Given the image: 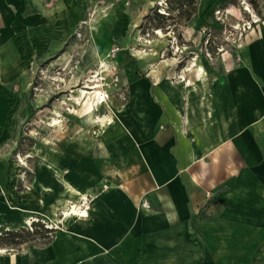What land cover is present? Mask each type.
Instances as JSON below:
<instances>
[{
  "label": "crops",
  "instance_id": "obj_1",
  "mask_svg": "<svg viewBox=\"0 0 264 264\" xmlns=\"http://www.w3.org/2000/svg\"><path fill=\"white\" fill-rule=\"evenodd\" d=\"M222 1L200 0L192 21ZM38 3L0 0V22L42 15ZM2 24L0 38L11 37ZM12 52L0 45V228L35 218L50 236L0 246V264H264V21L182 79L173 67L140 76L130 65L110 122L93 124L101 99L82 118L87 130L29 147L27 184L8 151L21 101L6 74Z\"/></svg>",
  "mask_w": 264,
  "mask_h": 264
},
{
  "label": "rangeland",
  "instance_id": "obj_2",
  "mask_svg": "<svg viewBox=\"0 0 264 264\" xmlns=\"http://www.w3.org/2000/svg\"><path fill=\"white\" fill-rule=\"evenodd\" d=\"M208 1L204 4L202 0V5ZM39 2L44 18L35 11L28 18L14 15L0 22L12 30L11 37L0 38V45L11 44L16 62L6 72L12 76L9 87L21 99L8 142L13 148L8 151L20 167L23 184L33 173L28 151L32 144L58 132L89 128L86 126L92 121L86 123L83 119L94 109L95 88L102 91L104 103L95 108L96 114L92 112L93 124H106L110 122L113 100L121 102L127 96L123 80H127L130 65L137 67L140 76L148 75L155 64L163 69L173 67L177 78L182 79V69H198L197 64L203 61L212 63L220 53L238 46L256 23L264 21V0L216 2L202 23L192 21L199 12L200 0ZM98 37L108 40L100 42V46H106L104 52L95 54ZM151 56L155 57L150 62ZM22 57L28 60L27 67L19 66ZM94 75L97 80H89ZM83 88L90 91L84 98ZM101 117L104 122L98 121ZM54 119L61 120V124H53ZM20 228L16 235L0 228V246L16 248L25 241H46L50 236L35 218Z\"/></svg>",
  "mask_w": 264,
  "mask_h": 264
},
{
  "label": "bare ground",
  "instance_id": "obj_3",
  "mask_svg": "<svg viewBox=\"0 0 264 264\" xmlns=\"http://www.w3.org/2000/svg\"><path fill=\"white\" fill-rule=\"evenodd\" d=\"M103 64V63H102ZM101 66V65H100ZM199 69L202 71V72H204V67L202 66V65H199ZM94 77V79H89V80H97V79H95V77H97L96 75H94L93 76ZM98 86V84H96V85H94V86H92V87H97ZM91 87V86H90ZM88 92L90 93V91H88V90H86V89H82V96H83V98L86 96V94H88ZM93 93H94V95H93V98L95 99V103H93V105L94 106H97L98 105V102L103 98V94H102V91L100 90V89H98V88H95L94 90H93ZM80 99H81V97H77V100L78 101H80ZM81 102V101H80ZM101 119H103V118H99L98 119V121H102ZM61 120H57V119H54V122H53V124H61ZM70 212H72V213H74V212H76V209H75V207H73L72 208V210L70 211ZM69 212V213H70ZM68 214V213H67ZM76 214V213H75Z\"/></svg>",
  "mask_w": 264,
  "mask_h": 264
},
{
  "label": "trees",
  "instance_id": "obj_4",
  "mask_svg": "<svg viewBox=\"0 0 264 264\" xmlns=\"http://www.w3.org/2000/svg\"><path fill=\"white\" fill-rule=\"evenodd\" d=\"M35 224H39V223H35ZM40 225V224H39ZM24 227H22V228H20V229H23ZM46 230L47 231H49L47 228H46ZM7 233H10V234H12V235H16V233H18L17 232V230L16 229H9V230H7Z\"/></svg>",
  "mask_w": 264,
  "mask_h": 264
},
{
  "label": "built area",
  "instance_id": "obj_5",
  "mask_svg": "<svg viewBox=\"0 0 264 264\" xmlns=\"http://www.w3.org/2000/svg\"><path fill=\"white\" fill-rule=\"evenodd\" d=\"M85 200L83 199L82 200V203L84 202ZM83 211H87L88 210V206H86V205H84V207H83V209H82ZM87 214V213H86Z\"/></svg>",
  "mask_w": 264,
  "mask_h": 264
}]
</instances>
